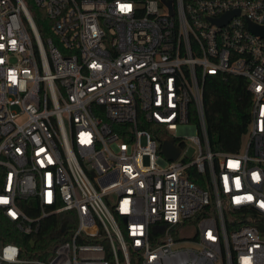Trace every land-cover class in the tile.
I'll return each instance as SVG.
<instances>
[{
  "label": "built area",
  "instance_id": "2783aa9c",
  "mask_svg": "<svg viewBox=\"0 0 264 264\" xmlns=\"http://www.w3.org/2000/svg\"><path fill=\"white\" fill-rule=\"evenodd\" d=\"M249 22L264 27V0H0V211L29 235L62 220L44 251L0 240V264H264V37ZM210 75L252 94L239 151L211 148Z\"/></svg>",
  "mask_w": 264,
  "mask_h": 264
},
{
  "label": "trees",
  "instance_id": "16d2710c",
  "mask_svg": "<svg viewBox=\"0 0 264 264\" xmlns=\"http://www.w3.org/2000/svg\"><path fill=\"white\" fill-rule=\"evenodd\" d=\"M31 12L42 37L49 34L50 19L46 12L29 3ZM252 107V94L247 89V81L240 76L210 75L204 91V108L212 150L235 152L242 145ZM195 180V179H194ZM30 216H38L36 203L23 202ZM60 215H52L41 222L39 233L29 235L18 229L15 222L0 211V240L3 243H16L25 252L44 251L53 241L55 230L61 225Z\"/></svg>",
  "mask_w": 264,
  "mask_h": 264
},
{
  "label": "water",
  "instance_id": "95a60500",
  "mask_svg": "<svg viewBox=\"0 0 264 264\" xmlns=\"http://www.w3.org/2000/svg\"><path fill=\"white\" fill-rule=\"evenodd\" d=\"M231 15H226L221 21H218L220 23L226 22ZM250 29L255 33L262 37H264V27L258 26L252 22H249ZM180 147L176 146L174 143V139L172 137H166L164 139L163 145H162V152L163 154L170 160L175 159L180 154Z\"/></svg>",
  "mask_w": 264,
  "mask_h": 264
},
{
  "label": "rangeland",
  "instance_id": "374dc122",
  "mask_svg": "<svg viewBox=\"0 0 264 264\" xmlns=\"http://www.w3.org/2000/svg\"><path fill=\"white\" fill-rule=\"evenodd\" d=\"M189 155H194L196 153V147L192 144H190L189 149L187 151ZM147 162V161H146Z\"/></svg>",
  "mask_w": 264,
  "mask_h": 264
}]
</instances>
